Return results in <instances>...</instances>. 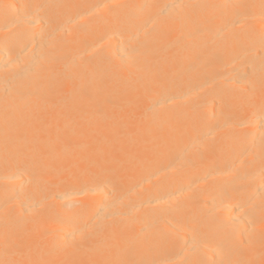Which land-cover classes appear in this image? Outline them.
<instances>
[{
    "label": "bare ground",
    "instance_id": "obj_1",
    "mask_svg": "<svg viewBox=\"0 0 264 264\" xmlns=\"http://www.w3.org/2000/svg\"><path fill=\"white\" fill-rule=\"evenodd\" d=\"M0 264H264V0H0Z\"/></svg>",
    "mask_w": 264,
    "mask_h": 264
}]
</instances>
